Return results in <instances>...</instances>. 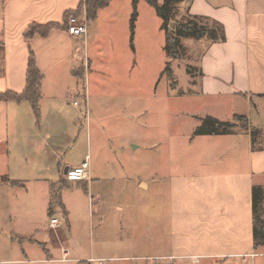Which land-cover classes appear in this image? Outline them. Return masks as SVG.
Wrapping results in <instances>:
<instances>
[{"label":"crops","instance_id":"1","mask_svg":"<svg viewBox=\"0 0 264 264\" xmlns=\"http://www.w3.org/2000/svg\"><path fill=\"white\" fill-rule=\"evenodd\" d=\"M83 1L0 0V95L25 92L31 51L37 68L43 72L39 113L32 100L0 99V214L29 217L40 208L52 215V220L59 209L66 226L63 229L57 218L60 224L52 228L50 220L49 242L30 236L29 240L44 248L45 256L5 262L264 264V245L257 246L255 238L256 217L264 226V201L257 214L253 208L254 187L264 191V124L254 125L255 119L261 120L264 109V0H192L187 11L188 16L199 17L204 24L221 23L226 36L225 41L215 42L204 37L207 49L201 57L196 83L200 94L217 102L202 112L231 122L241 116L249 121L248 127L235 121L237 126L229 134L192 137L195 128L191 131L193 126H189L190 138L188 134L182 136L189 138L191 147L207 144L213 148L212 143L217 147L199 166L186 165L187 171L166 178V198L158 199L157 216H147L142 238L126 219L119 221L121 230L109 240L103 221L116 205L106 194L116 191L98 190V204L90 213L98 215L99 243L96 237L84 238L86 252L81 248L83 240L72 242V211L62 192L69 182L65 169L83 162L69 164L61 141L66 138L70 148L72 140L78 142L79 137H72L81 111L74 101L84 92L88 102L85 86L79 83L86 73L87 60L89 65L91 62L87 34L71 35L67 23L69 12L87 15ZM114 1L101 8L95 20ZM95 20L88 19V25H94ZM32 24L56 27L27 39L25 31ZM77 70L82 71L81 79ZM204 115L195 112L194 123L198 125ZM65 124L70 128L66 129ZM95 169L96 177L90 174L80 181H100L106 177L102 173H109L108 164ZM160 179L163 182L164 178ZM139 182L141 188L150 189L148 182ZM145 204L148 211L156 209L151 200ZM117 208L125 210L119 204ZM152 218L158 220V227L151 223Z\"/></svg>","mask_w":264,"mask_h":264},{"label":"rangeland","instance_id":"2","mask_svg":"<svg viewBox=\"0 0 264 264\" xmlns=\"http://www.w3.org/2000/svg\"><path fill=\"white\" fill-rule=\"evenodd\" d=\"M158 1L165 7V18L146 0L137 2L133 41L130 21L133 0L114 1L94 25L92 21L88 25L86 48L91 62L89 65L87 60L83 81L78 80L82 88L85 86L88 102L85 103L84 92L77 95L79 105L75 108L81 112L77 114L78 127L72 138L79 139L76 144L72 140L70 148L66 138H61L63 156L69 164L87 160L91 176L96 177V167L105 168L107 164L109 173H102L106 177L100 181L72 180L63 188L65 202L72 211L75 235L72 242L93 236L98 245L97 237L101 232L97 228L98 215L93 216L90 211L98 204L97 191L103 188L116 191L106 194L116 205L103 221L109 240L121 230L119 221L126 219H130L142 238L147 216H157L158 199L166 198V178L177 171H187V166H199L217 147L213 143V148L207 144L191 147V133L188 134L189 126H193L191 131L197 126L193 121L195 112L204 115L202 111L217 102L200 94L196 83L207 39L181 34L178 36L180 53L172 56L166 49L167 37L161 27L164 19L174 31L179 24L189 21L187 11L192 0H172L167 7L168 0ZM167 63L171 64L172 72L167 70ZM76 74L79 79L83 77L81 70ZM262 110L261 120L254 121L257 127L264 124ZM235 121L249 125L248 120L236 118ZM64 126L70 128L67 124ZM161 177L163 182H160ZM140 180L148 182L150 189L141 188ZM148 200L156 209L146 210ZM118 204L125 210H119ZM55 216L66 230L59 209ZM51 217L40 208L29 217L11 218L0 214V264H23L5 261L45 256L44 248L33 240L49 242ZM151 223L157 226L158 220L152 218ZM30 236L33 240H29ZM86 244L85 241L81 244L82 251H87ZM99 261L96 263L118 264Z\"/></svg>","mask_w":264,"mask_h":264},{"label":"trees","instance_id":"3","mask_svg":"<svg viewBox=\"0 0 264 264\" xmlns=\"http://www.w3.org/2000/svg\"><path fill=\"white\" fill-rule=\"evenodd\" d=\"M139 0H133L134 10L131 16V36L132 40L134 37V28H135V19L137 17V2ZM151 6L156 8L157 13L162 18H165V7L159 4L158 0H146ZM172 0H168L165 6H169ZM111 0H84L83 6L86 7L87 17L90 20H95L98 12L101 8L108 5ZM72 14L68 13V16ZM190 20L185 23L179 24L175 31L173 29H169V21L164 19V23L162 25L165 30V35H167V43L166 49L172 56L179 55V39L178 36L181 34H192L198 38L207 36L213 42L215 41H225L226 36L224 33V28L221 23L215 21L213 24H202L199 23L200 18L196 16H189ZM56 27V24L53 25H42V24H32L25 31V37L30 39L35 34H47L51 28ZM177 31V32H176ZM180 32V34H178ZM31 56L28 64V74H27V88L22 95H18L16 93H6L5 95H0V99H16V100H32L34 104L35 111L38 112V104L41 99V80L43 77V72L37 68L35 54L31 51ZM168 64V63H167ZM167 70L172 72L171 64L167 65ZM39 113V112H38ZM238 118H242L239 116ZM199 124L195 127L192 137L203 136V135H218V134H229L233 131L234 127L237 126L235 121H223L218 117H214L212 115H204L199 119ZM254 202L253 208H255V213L257 214L260 209V205L264 201V191L262 187H254ZM58 196H54L53 200L58 201ZM255 238L256 245H264V226L260 222V220L256 217L255 220Z\"/></svg>","mask_w":264,"mask_h":264},{"label":"built area","instance_id":"4","mask_svg":"<svg viewBox=\"0 0 264 264\" xmlns=\"http://www.w3.org/2000/svg\"><path fill=\"white\" fill-rule=\"evenodd\" d=\"M68 23V32L76 37H82L83 35L87 34L88 31V19L86 12L82 15L77 14H70V16L67 19ZM74 104L76 106L79 105V101H74ZM90 177V169H89V163L88 161H84L80 166L73 167L72 169H68V172L66 173V178L69 181L72 180H84ZM60 224V221L57 218H53L51 220V227L55 228ZM67 255V252L65 253V256ZM64 256V258H66Z\"/></svg>","mask_w":264,"mask_h":264},{"label":"water","instance_id":"5","mask_svg":"<svg viewBox=\"0 0 264 264\" xmlns=\"http://www.w3.org/2000/svg\"><path fill=\"white\" fill-rule=\"evenodd\" d=\"M66 170V173L68 172V168L65 169Z\"/></svg>","mask_w":264,"mask_h":264}]
</instances>
